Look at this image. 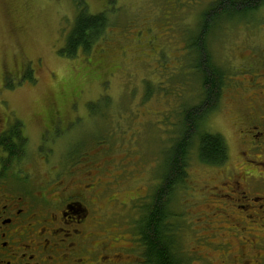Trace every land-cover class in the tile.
Here are the masks:
<instances>
[{
  "label": "rangeland",
  "instance_id": "rangeland-1",
  "mask_svg": "<svg viewBox=\"0 0 264 264\" xmlns=\"http://www.w3.org/2000/svg\"><path fill=\"white\" fill-rule=\"evenodd\" d=\"M77 1L0 0V134L17 128L24 137L19 157L6 163L25 177L12 185L15 191L57 196L72 181L94 186L86 192L96 210L94 242L132 248L125 254L135 260L139 219L162 184L167 154L186 131V112L206 101L194 66L203 58L192 44L218 0H83L88 12L107 13L108 31L89 51L69 57L61 49ZM218 14L204 40L225 81L204 123L225 139V167L240 169L236 118L251 92L245 89L254 69L249 60L264 49V4L247 21L225 22ZM198 148L196 138L187 178L170 204L175 245L186 258L203 247L202 231L190 225L210 211L214 203L206 198L223 179L199 159Z\"/></svg>",
  "mask_w": 264,
  "mask_h": 264
},
{
  "label": "flooded vegetation",
  "instance_id": "flooded-vegetation-1",
  "mask_svg": "<svg viewBox=\"0 0 264 264\" xmlns=\"http://www.w3.org/2000/svg\"><path fill=\"white\" fill-rule=\"evenodd\" d=\"M249 61L254 69L245 89L251 92L236 118L240 169L225 167L229 152L225 162L207 164L223 179L206 198L214 203L208 204L210 211L190 225L202 231L197 239L205 253L201 248L193 249L196 257L179 254L181 264L194 259L196 264H264V49ZM3 159L0 152V264H148L140 236L135 260L125 254L132 248L114 251L118 247L108 241L94 242L90 216L96 210L86 196L94 188L90 183L75 187L72 181L57 196L15 191L12 185L25 177Z\"/></svg>",
  "mask_w": 264,
  "mask_h": 264
},
{
  "label": "trees",
  "instance_id": "trees-1",
  "mask_svg": "<svg viewBox=\"0 0 264 264\" xmlns=\"http://www.w3.org/2000/svg\"><path fill=\"white\" fill-rule=\"evenodd\" d=\"M263 4L264 0H218L203 14L197 42L192 46L203 58L201 63H195L194 66L202 72L206 101L202 107H195L186 112V131L168 152L162 184L154 193L152 201L144 207L139 219L140 225L137 230L146 249L148 264H181L175 245L178 227L173 218L176 213L170 208V204L174 194L187 178L193 140L198 139V156L202 162L221 164L228 158L224 137L219 133L205 130V119L216 107L220 98L225 81V70L213 64L204 38L212 30V21L219 15L220 10L226 16L225 22H240L247 21L246 18L252 16V13ZM77 7L78 14L67 36L65 47L61 49V53L69 57L76 56L79 51H89L97 41L106 36L109 26L106 12H88L84 8L83 0L77 1ZM23 138V134L17 128H11L0 134V148L8 153L6 157L8 161L4 160V163L19 157L24 146Z\"/></svg>",
  "mask_w": 264,
  "mask_h": 264
}]
</instances>
